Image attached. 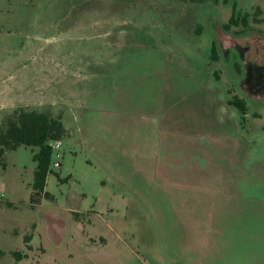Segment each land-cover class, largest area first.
<instances>
[{
    "label": "rangeland",
    "instance_id": "1",
    "mask_svg": "<svg viewBox=\"0 0 264 264\" xmlns=\"http://www.w3.org/2000/svg\"><path fill=\"white\" fill-rule=\"evenodd\" d=\"M257 5L264 0H0V62L10 55L29 64L13 93L45 86L44 97L71 116L61 157L52 156L61 166L51 163V196L32 201V147L0 160V264L197 263L187 197L143 200L135 154L152 139L174 144L167 132L184 120L222 119L231 134L239 121L264 138ZM65 69L73 71L64 83L75 86H56ZM234 96L246 101V116L229 103ZM153 120L163 127L155 134Z\"/></svg>",
    "mask_w": 264,
    "mask_h": 264
},
{
    "label": "crops",
    "instance_id": "2",
    "mask_svg": "<svg viewBox=\"0 0 264 264\" xmlns=\"http://www.w3.org/2000/svg\"><path fill=\"white\" fill-rule=\"evenodd\" d=\"M257 8L264 10L261 5ZM259 41L264 47V40ZM28 65L17 64L10 55L0 62L3 120L24 107L61 115L70 134V114L62 112L57 101L44 97L45 86L34 87L19 97L13 93L18 72ZM37 70L42 72L43 68ZM68 70L57 80V87L75 86L72 78L64 83V77L73 71ZM221 120L199 126L184 120L167 132L173 133L174 144L164 145L154 139L142 143L135 154L136 184L142 189L143 200L150 192L185 194L187 233L199 241L201 254L195 264H264V138L255 132L245 134L242 127L239 130V121L232 122L236 129L231 134ZM160 126L162 130L153 120L152 132L155 134Z\"/></svg>",
    "mask_w": 264,
    "mask_h": 264
},
{
    "label": "trees",
    "instance_id": "3",
    "mask_svg": "<svg viewBox=\"0 0 264 264\" xmlns=\"http://www.w3.org/2000/svg\"><path fill=\"white\" fill-rule=\"evenodd\" d=\"M213 57L216 56V49L213 46ZM231 105L236 106L241 113L247 112L246 101L234 96L229 100ZM67 135L62 116H53L46 112H39L24 107H19L12 113L6 115L0 125V160L9 150L21 146H30L34 150V161L36 169L34 173L32 201H35L42 192L51 196L46 191L47 178L52 163L51 142L62 139ZM29 242V240L27 241ZM17 256L20 251L15 252Z\"/></svg>",
    "mask_w": 264,
    "mask_h": 264
},
{
    "label": "built area",
    "instance_id": "4",
    "mask_svg": "<svg viewBox=\"0 0 264 264\" xmlns=\"http://www.w3.org/2000/svg\"><path fill=\"white\" fill-rule=\"evenodd\" d=\"M51 146H52V152H53L52 156L55 155L56 158H60L61 157V152H60L61 140L60 139L53 140L51 142ZM52 164L55 167H60L61 166V162L59 160L52 161Z\"/></svg>",
    "mask_w": 264,
    "mask_h": 264
}]
</instances>
